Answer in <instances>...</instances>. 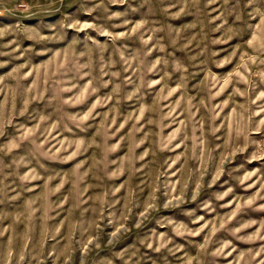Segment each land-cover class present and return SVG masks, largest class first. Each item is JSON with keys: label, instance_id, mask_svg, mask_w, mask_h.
I'll use <instances>...</instances> for the list:
<instances>
[{"label": "rangeland", "instance_id": "obj_1", "mask_svg": "<svg viewBox=\"0 0 264 264\" xmlns=\"http://www.w3.org/2000/svg\"><path fill=\"white\" fill-rule=\"evenodd\" d=\"M0 264H264V0H0Z\"/></svg>", "mask_w": 264, "mask_h": 264}]
</instances>
